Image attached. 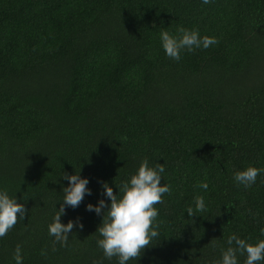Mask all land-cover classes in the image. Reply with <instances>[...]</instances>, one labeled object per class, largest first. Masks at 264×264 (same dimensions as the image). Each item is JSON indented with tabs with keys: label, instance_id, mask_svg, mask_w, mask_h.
<instances>
[{
	"label": "trees",
	"instance_id": "16d2710c",
	"mask_svg": "<svg viewBox=\"0 0 264 264\" xmlns=\"http://www.w3.org/2000/svg\"><path fill=\"white\" fill-rule=\"evenodd\" d=\"M179 27L218 43L175 61L160 33ZM145 159L172 191L155 206L159 237L126 264H214L230 235L264 239V172L234 179L264 169V0H0V190L27 209L0 238V264H16L17 245L22 264H118L87 205L110 206L102 182L119 197ZM64 173L91 195L65 205L61 246L48 226ZM197 196L206 211L189 217Z\"/></svg>",
	"mask_w": 264,
	"mask_h": 264
},
{
	"label": "clouds",
	"instance_id": "9594fccd",
	"mask_svg": "<svg viewBox=\"0 0 264 264\" xmlns=\"http://www.w3.org/2000/svg\"><path fill=\"white\" fill-rule=\"evenodd\" d=\"M202 2L208 4L210 0H202ZM177 31L179 35H172L168 31L160 33L166 55L175 61L181 59V53L184 50L192 52L196 48L207 49L218 43L215 37L201 38L198 30L179 27ZM164 171L162 164L153 168L145 159L136 174L132 175L129 181L121 183L119 197L114 194L113 188L107 182H102L101 186L104 189V195L110 199V206L101 199L96 206L88 204L87 210L103 215L102 223L97 229L102 238L97 240V246L103 250L105 258L111 260L117 257L118 264L137 260L144 250L150 247L153 239L159 237V227L162 222L157 221L159 213L155 206L162 204L164 194H170L172 191L170 185H161V173ZM261 172H264V169L248 167L246 170L236 172L234 179L238 184L249 187L255 183ZM62 177L69 181V186L63 188V203L56 212L53 222L49 224L48 231L49 235L55 238L54 243L58 242L61 246H66L74 222L71 220L67 224L60 222L61 215L65 213V205L76 208L86 193L91 195V190L87 187L88 179L81 178L79 174L64 173ZM199 187L207 190L208 184L202 182ZM204 211H206V205L203 196L195 198V210L192 207L187 209L189 217ZM26 212L27 209L23 204L17 203L16 197H10L7 190H0V238L6 236L17 225ZM76 223L81 229L83 228V224L78 220ZM261 232L264 234V229H261ZM227 244L229 245L227 249H222V260L214 264H238L237 255L245 253L244 264H258L264 261V239L252 244L232 234L228 237ZM44 254L46 253L42 251V255ZM14 260L16 264H22L20 245H17L15 249ZM94 264H102V262H94Z\"/></svg>",
	"mask_w": 264,
	"mask_h": 264
}]
</instances>
